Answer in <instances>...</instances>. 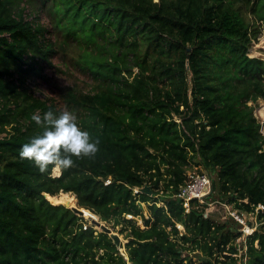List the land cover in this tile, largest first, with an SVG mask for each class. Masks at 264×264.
I'll return each mask as SVG.
<instances>
[{
  "label": "trees",
  "instance_id": "16d2710c",
  "mask_svg": "<svg viewBox=\"0 0 264 264\" xmlns=\"http://www.w3.org/2000/svg\"><path fill=\"white\" fill-rule=\"evenodd\" d=\"M263 29L264 0H0V264L128 263L108 233L49 199L61 192L125 223L132 264H264V59L249 54ZM55 57L89 88L38 96ZM59 102L100 143L54 176L19 151L42 131L33 114L59 115ZM193 165L257 214L241 256L239 222L179 200Z\"/></svg>",
  "mask_w": 264,
  "mask_h": 264
},
{
  "label": "rangeland",
  "instance_id": "374dc122",
  "mask_svg": "<svg viewBox=\"0 0 264 264\" xmlns=\"http://www.w3.org/2000/svg\"><path fill=\"white\" fill-rule=\"evenodd\" d=\"M44 22L46 23L47 20L44 19ZM252 44L253 45L249 51V54L252 55V57H261L264 59V29L260 33L259 38L257 40H254ZM53 62H54V68L47 67L45 70V74H47V76L49 77V80L48 81L39 80L38 82L34 83L35 92L38 96H40L42 98L51 97V96L58 98L57 87H60V86H68V85L76 84V85H79L80 87H83L85 89L89 88V86L87 85L88 83L83 78V76L79 75L76 72H72V71L66 69L61 64L59 58L55 57ZM55 67L62 69V71H55ZM59 106L61 109H63V108L67 109L65 107V105H63L62 102H59ZM255 107H256L255 108V115L257 116V118L262 123V132L264 134V118H263L264 116L261 114V111L264 107V100L263 99L260 100ZM54 169H53V175L59 176L62 172L61 168H60V172L58 175L55 174ZM199 171H200V167L197 165H193L189 169L188 174L199 173ZM68 193H70L71 195H73L76 198V195L74 193H72V192H68ZM212 193H214L213 198L215 200L209 199L210 201L212 200V204L210 205V206H212V210L209 213L213 214L212 216L214 218L221 219V220H224V218L225 219L228 218V219L234 220L235 218H234L233 214L234 213H236V214L240 213L239 214L240 221L243 219L244 222L241 223L239 220L235 219L234 222H236V223L239 222L241 224V226H240V224L238 225V228H240L245 233L246 236L249 234H252L254 232V230L256 229V227L258 225V219H257L256 213L247 212L244 210L240 211L239 209H237L234 206V204H228L226 199H224V200L222 199L223 198L222 194L218 190H213ZM211 195H210V198L212 197ZM77 203L78 202H77V198H76L75 205ZM160 204L162 205V203H159V205ZM186 205H188V204H186ZM238 210H239V213H238ZM143 212H144V216H149L150 212H149V208H148L147 203H143ZM86 214L89 216L95 215V214H91L88 211H86ZM127 218H131V217H129V215H127ZM134 219L139 226H141L142 228H145L143 218H141L140 216H135ZM98 220L101 221L102 224H105L106 226L111 228L115 233L119 234L120 239H121V246H119V250L127 258V261H128L127 264H132V262L129 261L127 248H126V244L129 241V239L127 238V234L129 233L130 229L129 228L127 229L125 223L119 224L118 226H114L113 221L110 223L105 222V221L101 220V218L99 216H98ZM80 223H83L84 227H86V228L90 227V226H94V228H96L98 231L102 230L100 226L93 224L90 219H87L85 217H84V221H80ZM178 228L181 232H184V230H185L184 226H182V225H178ZM244 236H242V240L245 238Z\"/></svg>",
  "mask_w": 264,
  "mask_h": 264
},
{
  "label": "clouds",
  "instance_id": "9594fccd",
  "mask_svg": "<svg viewBox=\"0 0 264 264\" xmlns=\"http://www.w3.org/2000/svg\"><path fill=\"white\" fill-rule=\"evenodd\" d=\"M32 120L42 131L21 146L19 157L33 162L41 173L50 165L68 169L74 165L73 157H93L99 151V139L81 127L70 110L57 115L50 109L43 117L33 114Z\"/></svg>",
  "mask_w": 264,
  "mask_h": 264
},
{
  "label": "built area",
  "instance_id": "2783aa9c",
  "mask_svg": "<svg viewBox=\"0 0 264 264\" xmlns=\"http://www.w3.org/2000/svg\"><path fill=\"white\" fill-rule=\"evenodd\" d=\"M189 180L181 186L180 193L178 194V197L184 199L186 203L188 204L191 200H199L202 203H208L209 205L212 204V201H210V195L213 192V177L208 174L207 172L203 173H191L188 174ZM111 180L108 179L107 183H110ZM136 191H139L138 189ZM261 209H263V206H259ZM240 214V213H239ZM239 214L234 213V218L236 220L240 221ZM129 217H133L132 215H129ZM243 223V219L240 221ZM86 228V227H85ZM245 238L242 240V237L238 239L239 243V250L238 255L241 256L242 253L246 252L247 245H246V235Z\"/></svg>",
  "mask_w": 264,
  "mask_h": 264
},
{
  "label": "water",
  "instance_id": "95a60500",
  "mask_svg": "<svg viewBox=\"0 0 264 264\" xmlns=\"http://www.w3.org/2000/svg\"><path fill=\"white\" fill-rule=\"evenodd\" d=\"M142 191V192H147L148 194H152V191H151V188H150V186H144L143 188H141V189H139V191ZM179 200H181V198H179ZM78 202V201H77ZM61 204H63L64 206H66L67 208H71L75 213H77L78 215H80V216H83V217H85V211H86V208H84V207H80L79 205H78V203L76 204V205H74V206H70L68 203H66V204H64V203H61ZM141 204V206L143 207V203H140ZM58 205V204H57ZM87 210H89V209H87ZM94 214V213H93ZM96 215V214H95ZM97 216V215H96ZM98 217V216H97ZM86 218V217H85ZM91 220V222L93 223V224H95V225H98V226H100L101 227V231H103V232H106V233H108L110 236H111V238H113V240H114V242L118 245V246H121V239H120V236H119V234H117V233H115L111 228H109L108 226H106L105 224H102V222L101 221H99L98 220V218H91L90 219Z\"/></svg>",
  "mask_w": 264,
  "mask_h": 264
},
{
  "label": "bare ground",
  "instance_id": "6f19581e",
  "mask_svg": "<svg viewBox=\"0 0 264 264\" xmlns=\"http://www.w3.org/2000/svg\"><path fill=\"white\" fill-rule=\"evenodd\" d=\"M252 56V55H251ZM261 114L264 116V107L261 111ZM264 118V117H263ZM55 174H59L60 172V168L59 167H56L55 169ZM49 199L54 203V204H61V203H68L70 206H73L75 205L76 203V198L71 195L70 193H65V192H61L60 194L58 195H54V196H50ZM87 211V209H86ZM86 211H85V214H86ZM91 212V211H90ZM93 214V213H92ZM86 218L88 219H91V218H98L96 215H93V216H89V215H85Z\"/></svg>",
  "mask_w": 264,
  "mask_h": 264
}]
</instances>
